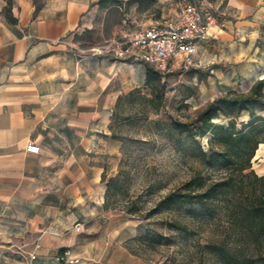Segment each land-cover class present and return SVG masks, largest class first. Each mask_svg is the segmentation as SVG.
Wrapping results in <instances>:
<instances>
[{
    "label": "crops",
    "instance_id": "1",
    "mask_svg": "<svg viewBox=\"0 0 264 264\" xmlns=\"http://www.w3.org/2000/svg\"><path fill=\"white\" fill-rule=\"evenodd\" d=\"M99 1L12 0L13 24L0 0V248L13 257L58 264L62 251L78 256L85 239L75 223L105 211L101 177L117 151L112 111L120 96L144 85L148 67L82 51L151 23L109 22L107 12L121 9ZM170 3L174 17L177 2L158 0L162 18ZM205 3L225 27L199 44L197 67L204 52H217L236 78L264 79V0ZM30 143L39 154L26 151Z\"/></svg>",
    "mask_w": 264,
    "mask_h": 264
},
{
    "label": "rangeland",
    "instance_id": "2",
    "mask_svg": "<svg viewBox=\"0 0 264 264\" xmlns=\"http://www.w3.org/2000/svg\"><path fill=\"white\" fill-rule=\"evenodd\" d=\"M4 1L6 6L2 13L6 15L7 4L13 6V2ZM120 1L121 11L110 10L106 14V20L112 23L125 20L129 27L170 20L176 6V3L166 5L162 18L158 0ZM203 54L206 59L203 66L188 71H170L162 77L165 85L163 111L149 114L147 120L133 117L114 124V132L119 138L115 140L117 151L110 157V165L106 168L107 179L115 177L122 166L123 171L128 174L130 193L150 201L149 205L168 189L187 179L196 167L192 161L175 153L174 148L178 145L179 138L175 136L171 139L167 136L166 124L170 118L189 121L214 99L230 91L246 93L252 86L248 81L236 78L238 71H233L227 63L219 61L217 52L208 51ZM141 88L143 95L149 96V90L144 85ZM257 113L264 115L261 110H257ZM249 119V114L242 112L236 119L237 128H241V124ZM229 122L224 117L215 120V123L221 125H228ZM207 137L209 134L202 142L205 149ZM114 150L111 147L106 151L111 153ZM252 170L259 176L264 175V153L255 154ZM228 199L230 198L218 196L213 200L209 214L205 215L206 224L196 233L190 234L186 242H180L176 235L164 232L157 225L156 230L168 237L169 242L166 243L165 239L157 241L154 243L155 250L140 252L138 256L132 255L125 248V242L143 233L140 226L145 225V221L117 211H104L99 216L82 218L78 222L82 224L80 238L85 239L84 250L78 256L71 255L74 262L70 264H236L234 260L227 262L221 258L218 247L229 250L231 255H235L244 264H264L259 256L264 255V240L253 245L245 235H241L239 229L242 228V223L232 214L231 208L226 209ZM205 245H209V248L206 249ZM133 247L136 245L133 244ZM30 248L32 246L28 245L24 250L29 252ZM0 264L56 263L30 260L28 254L24 253L13 257L12 252L2 247Z\"/></svg>",
    "mask_w": 264,
    "mask_h": 264
},
{
    "label": "trees",
    "instance_id": "3",
    "mask_svg": "<svg viewBox=\"0 0 264 264\" xmlns=\"http://www.w3.org/2000/svg\"><path fill=\"white\" fill-rule=\"evenodd\" d=\"M189 1L199 3L203 0ZM120 4V0L99 1L101 8ZM11 7L8 3L6 16L9 22L15 24L16 20L11 18ZM163 76L147 68L144 87L149 90V96L143 95L142 88H135L117 99L109 125L112 139L119 138L114 132L117 122L133 117L147 120L149 114L164 110ZM257 110L264 111V79L255 81L246 93L230 91L214 99L194 119L182 122L170 118L166 133L171 139L175 136L179 138L175 153L192 161L196 167L187 179L168 189L151 205L150 201L130 193L128 174L122 166L115 177L107 179L106 173L102 174L101 181L106 184L104 210L122 212L146 222L140 226L143 230L141 235L125 242V248L132 255L155 250L154 243L162 239L169 242L168 237L156 230L157 225L164 232L176 235L180 242H186L190 234L206 224L205 215L209 214L210 204L218 196L230 198L226 209L231 208L232 214L242 223L239 231L249 239L250 244H260L264 240V175L259 176L252 170L255 154L264 144V115H259ZM242 112H247L250 119L238 129L236 119ZM223 117L230 120L228 125L215 123ZM208 134L205 149L202 142ZM204 247L208 249L209 245ZM217 250L225 261L244 264L229 250L223 247ZM259 256L264 262V255Z\"/></svg>",
    "mask_w": 264,
    "mask_h": 264
},
{
    "label": "built area",
    "instance_id": "4",
    "mask_svg": "<svg viewBox=\"0 0 264 264\" xmlns=\"http://www.w3.org/2000/svg\"><path fill=\"white\" fill-rule=\"evenodd\" d=\"M224 27L220 14L205 0L199 3L179 0L172 19L151 23L129 36L108 39L82 54L144 65L161 75L176 70L188 71L197 67L199 44L212 38V30ZM26 151L39 154L40 147L30 143ZM74 230L80 232L82 224L77 222ZM30 258L36 257L32 254ZM59 261L70 264L74 259L69 251H64Z\"/></svg>",
    "mask_w": 264,
    "mask_h": 264
},
{
    "label": "bare ground",
    "instance_id": "5",
    "mask_svg": "<svg viewBox=\"0 0 264 264\" xmlns=\"http://www.w3.org/2000/svg\"><path fill=\"white\" fill-rule=\"evenodd\" d=\"M257 153H264V144L260 145L259 149L257 150Z\"/></svg>",
    "mask_w": 264,
    "mask_h": 264
}]
</instances>
